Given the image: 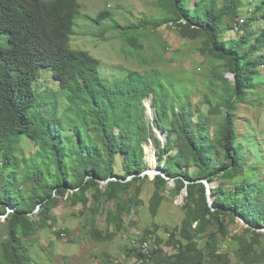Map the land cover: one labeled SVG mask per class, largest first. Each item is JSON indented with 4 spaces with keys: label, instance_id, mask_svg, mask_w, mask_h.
<instances>
[{
    "label": "trees",
    "instance_id": "1",
    "mask_svg": "<svg viewBox=\"0 0 264 264\" xmlns=\"http://www.w3.org/2000/svg\"><path fill=\"white\" fill-rule=\"evenodd\" d=\"M243 1L214 0L208 6L207 0H159L160 18L141 23L154 28L172 23L183 37L201 42L203 56L221 62L233 75L230 82L221 72L211 74L208 82H221V92L217 104L208 99V114H203L186 97L175 96L176 87L182 95V83L169 80L164 71H133L112 81L102 76L100 60L71 44L81 9L79 0H0V36L12 40L10 47L0 51V216H6L7 234L0 233V264H28V250L20 234L49 225L57 195L86 207V193L101 182H106L107 198L113 200L143 178L148 169L144 149L122 151L115 132L129 96L131 111L147 135L151 125L146 121L144 101L154 96L153 126L167 139L160 149L159 169L174 181L178 193L187 192L185 217L175 231L179 234L172 233L168 241H177L179 251L168 256L158 247L144 262L208 264L209 249L213 264H230L229 256L215 249V240L205 249L194 242L204 226L214 223L226 234L220 216L228 213L240 216L249 228H264L263 182L244 179L230 190L220 182L211 189L215 195L212 203L206 185L199 182L234 180L246 172L248 146L255 156L263 154L251 136L240 134L235 122L239 104L258 105L264 88L257 81L264 67V29H256L264 23V0L247 20L240 14ZM110 15L100 13L95 22ZM230 34L234 37L229 38ZM128 42L141 48L136 39ZM51 79L55 91L67 92L68 106L61 116L46 114L38 105L39 95ZM216 115L220 121L215 123ZM213 125L216 127L209 132ZM154 141L161 146L157 138ZM192 167H200L196 177L190 173ZM129 177L131 181H126ZM168 183L160 174L153 180L155 191L149 206L153 216ZM10 207L13 212H8ZM98 210L99 206L94 209ZM123 213L118 204L117 214ZM240 241V259L249 261L253 248L243 238Z\"/></svg>",
    "mask_w": 264,
    "mask_h": 264
},
{
    "label": "rangeland",
    "instance_id": "2",
    "mask_svg": "<svg viewBox=\"0 0 264 264\" xmlns=\"http://www.w3.org/2000/svg\"><path fill=\"white\" fill-rule=\"evenodd\" d=\"M213 1L207 0V5L212 6ZM260 1L244 0L240 10L241 16L246 20L250 18ZM158 2L159 0H79L81 9L75 20L72 47L88 51L99 59L100 73L109 81L122 79L133 71H164L169 80L182 83V95L175 86V96L186 97L192 102L193 108H199L203 114H208V99H211L214 105L217 104V96L221 92V82L210 83L209 77L215 71L221 72L232 82L233 75L226 71L221 62L213 63L203 56L200 52L201 42L183 37L172 23L158 28L149 24L142 26V22L150 23L160 18ZM103 12H109L111 15L101 23H96V17ZM118 26L124 29H119ZM256 29H264V23L258 24ZM228 37L232 38L234 35L230 34ZM129 38L136 39L141 48H134L128 42ZM11 45L9 36H0V51ZM259 74L257 81L264 84V67L260 69ZM51 81L53 80L46 83L43 94L39 95L38 105L46 114L61 116L68 106L67 92L55 91L57 87L55 82ZM261 92L262 97L259 98L260 94L256 95L259 98L258 105L239 104L235 122L243 129L239 130L240 134L251 136L258 150L264 154V88ZM153 98L151 95V98L144 101L147 107L146 121L151 125L148 135L143 132L140 121L131 111V96L121 113V124L115 132L121 142L122 151L129 152L142 147L149 170L156 171L159 168L160 149L167 139L165 133L153 126L155 113L154 116L151 114L152 103L149 101H153ZM152 108L154 109L153 106ZM219 117L214 116L213 122H219ZM215 127L216 125H213L209 132ZM154 137L160 141V147L156 146ZM246 149V172L234 180H216L211 184L212 189L218 188L222 182L223 186L230 190L236 182L244 179L264 183V155L255 156L249 146ZM199 171L200 167L190 169L194 177ZM146 173L147 175L143 176V173V178L132 184L125 193L119 192L118 199H108L106 182H101L86 193V207L82 203L72 204L68 196L57 195L58 204L51 211L53 219L48 221L49 225L28 235L20 234L28 250V264H154L152 261L140 263L137 251L132 254L130 251L135 249L134 241L138 243L152 234L156 235V246L166 248L163 250L165 255L170 256L179 251L180 248L172 247L179 243H169L165 239V233L180 230L185 217L187 192L184 190L178 193L174 181L169 180L163 190V201L158 213L153 216L149 206L155 191V174ZM131 178L126 181H131ZM214 197L215 195H211V203ZM118 204L124 208L122 215L117 214ZM98 206L99 210L95 212L94 209ZM39 211L37 208L34 212L33 218L36 220ZM8 212H13V208L10 207ZM5 217L0 216V233L4 237L7 236ZM220 217L226 234L219 230L218 225L211 223L204 226L203 231L193 239L194 242L205 249L212 239L215 240L218 243L215 249L228 255L230 264H264V228H249V224L240 216L224 213ZM241 238L246 241L247 246L253 248L249 261L240 259ZM206 254V263L213 264L209 260V249H206ZM1 256L0 247V258ZM159 259L160 256L157 261Z\"/></svg>",
    "mask_w": 264,
    "mask_h": 264
},
{
    "label": "built area",
    "instance_id": "3",
    "mask_svg": "<svg viewBox=\"0 0 264 264\" xmlns=\"http://www.w3.org/2000/svg\"><path fill=\"white\" fill-rule=\"evenodd\" d=\"M175 234H179V232H175ZM171 237H172V232H166L165 233V239L167 241H169V239H171ZM155 242H156V235H154V234H152L146 238L141 239L138 243H136L135 241L133 242L134 247L137 249L138 261L140 263H143L144 261L149 260V258L152 257L154 250L158 248L156 246ZM172 247L179 249L180 245L176 244V245H173ZM161 248L163 250H166V248L164 246ZM170 255H173V254H170Z\"/></svg>",
    "mask_w": 264,
    "mask_h": 264
},
{
    "label": "water",
    "instance_id": "4",
    "mask_svg": "<svg viewBox=\"0 0 264 264\" xmlns=\"http://www.w3.org/2000/svg\"><path fill=\"white\" fill-rule=\"evenodd\" d=\"M149 101H150V103H152V100H149ZM150 112L154 116V109L152 108V106L150 107ZM158 130L161 132L160 129H158ZM146 172H148L149 174H155V176L160 174L165 179L170 180L169 176L166 173H163L159 168L156 171L155 170H153V171L152 170H149V168H148V170ZM146 172H144L143 176L147 175ZM199 182H202V183H204L206 185V187H207V194H208L209 200H210V197H211V189H212V185H211L212 182H210L208 179H202ZM210 203H211V200H210Z\"/></svg>",
    "mask_w": 264,
    "mask_h": 264
},
{
    "label": "bare ground",
    "instance_id": "5",
    "mask_svg": "<svg viewBox=\"0 0 264 264\" xmlns=\"http://www.w3.org/2000/svg\"><path fill=\"white\" fill-rule=\"evenodd\" d=\"M147 104L149 105V107H150V103L149 102H147ZM151 151V150H150Z\"/></svg>",
    "mask_w": 264,
    "mask_h": 264
}]
</instances>
